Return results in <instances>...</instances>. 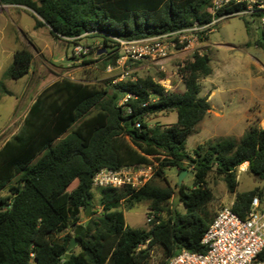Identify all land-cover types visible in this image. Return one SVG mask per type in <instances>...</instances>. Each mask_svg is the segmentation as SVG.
<instances>
[{
    "label": "trees",
    "instance_id": "16d2710c",
    "mask_svg": "<svg viewBox=\"0 0 264 264\" xmlns=\"http://www.w3.org/2000/svg\"><path fill=\"white\" fill-rule=\"evenodd\" d=\"M212 2L0 0V5L31 10L35 27L48 28L56 40L100 39L96 51H105L100 59L107 69L120 58L115 38L140 40L196 22L210 23ZM244 8L226 7L218 15ZM257 45L264 50V32ZM33 59L28 48L18 50L7 76L24 78ZM209 62L206 56L195 55L185 64L183 92L167 91L164 75L158 80L150 76L110 80L103 86L63 78L45 88L19 130L0 148V264H167L183 251L205 254L208 247L202 240L217 215L210 209L213 174L236 194L232 209L241 218L255 197L264 204V188L236 193L241 166L264 181L263 127L253 123L241 138L219 137L193 153L187 150L189 136L211 110L200 84L202 77L213 73ZM175 113L176 123L149 124L154 117ZM144 165H155L149 184L139 190L99 189L102 212H96L93 178L98 171ZM169 168L192 171L193 187L183 184L174 190L155 184V179L167 180ZM5 190L8 194L2 196ZM175 196L178 203L173 208L169 200ZM144 202L155 217L150 228L129 227L123 209L130 211ZM88 206L89 224L75 236L87 221ZM73 238L78 245L69 251ZM155 251L162 256L157 263H153ZM259 259L264 260V250Z\"/></svg>",
    "mask_w": 264,
    "mask_h": 264
},
{
    "label": "rangeland",
    "instance_id": "374dc122",
    "mask_svg": "<svg viewBox=\"0 0 264 264\" xmlns=\"http://www.w3.org/2000/svg\"><path fill=\"white\" fill-rule=\"evenodd\" d=\"M31 14L32 11L25 7L0 5V147L19 130L26 112L37 96L54 82L70 78L103 86L123 73L122 68L113 72L104 69L100 56L105 51H96L101 46L100 39L82 37L71 43L56 40L48 28L35 27V19ZM260 28L258 18L232 17L221 22L214 33L204 36L203 40L189 51L175 52L164 60L130 64L132 76H150L158 80L164 75L165 81H168L166 84L169 91L183 92L185 88L181 70L185 64L195 55H204L210 60L209 65L218 78L213 82L215 86L209 83L210 79H214L213 76L200 79L201 96L210 90L217 92L216 98L212 101L213 114L218 113L220 117L208 115L189 136L187 140L189 153H193L199 145L219 137L241 138L247 128L244 116L251 108L253 109L251 125L253 123L260 125L264 117V50L257 45V42L262 40ZM78 46L89 49V53L77 55L75 48ZM23 48H28L34 55L31 71L20 80L10 79L7 76L8 68L13 62L14 54ZM259 111H262V117L254 116ZM177 120L178 116L175 113L154 117L149 124L171 125ZM246 170L247 166L244 165L237 171L239 186L236 193L256 188L263 189L264 181L248 174ZM181 172L178 168H169L166 170L167 180L155 179L154 183L177 190L180 187ZM183 184L188 188L193 187L192 171L188 170L183 178ZM209 186L214 192L210 209L215 214L223 207L234 203L236 194L228 191L221 177L211 175ZM7 194L5 190L2 196ZM93 195L96 212H102L99 204L100 190L93 188ZM169 201L173 203V208L178 203L176 196ZM177 208L182 213L186 212L183 205H178ZM123 211L129 227L146 230L150 228L151 223L147 220L152 215L148 211V202L138 205L133 210ZM161 259V253L155 251L153 263Z\"/></svg>",
    "mask_w": 264,
    "mask_h": 264
},
{
    "label": "built area",
    "instance_id": "2783aa9c",
    "mask_svg": "<svg viewBox=\"0 0 264 264\" xmlns=\"http://www.w3.org/2000/svg\"><path fill=\"white\" fill-rule=\"evenodd\" d=\"M234 5H245V8L239 12L218 15L224 8ZM208 12L212 21L207 24L196 22L190 28L140 40L115 38L119 45L120 58L115 65H109L107 71L113 72L122 68L123 73L114 79V83L136 79L130 69L132 63L164 60L175 52L191 50L202 36L214 33L219 24L229 18H258L264 32V0H213ZM89 51L81 46L75 48V53L80 56L87 55ZM167 82L164 81V87L169 91ZM154 174L155 165L127 166L116 170L104 168L95 174L93 188L139 190L151 182ZM232 205L233 203L217 212L204 236L202 244L208 247L207 253L183 251L169 259L167 264H264V260L259 259L264 250V204L260 198L255 197L244 218L233 211ZM154 219L152 215L147 221L151 223Z\"/></svg>",
    "mask_w": 264,
    "mask_h": 264
},
{
    "label": "crops",
    "instance_id": "0c3cea01",
    "mask_svg": "<svg viewBox=\"0 0 264 264\" xmlns=\"http://www.w3.org/2000/svg\"><path fill=\"white\" fill-rule=\"evenodd\" d=\"M261 29V28H260ZM261 32H262V34H263V30L261 29ZM215 71L213 70V73L210 75V76H213V78L214 79H210L209 80V83L211 84V85H213V86H215L214 85V81H216V79L218 78V76H216L215 75V73H214ZM209 76V77H210ZM47 88V87H46ZM45 90V89H44ZM216 96H217V92L216 91H214V90H210L206 95H203L202 97H208V101L210 102V104H211V110L209 111V113L207 114V116L209 115V116H211V115H214V117H220V115L218 114V113H216V114H213V109H214V105L212 104V101L216 98ZM35 101V100H34ZM34 101H33V103H34ZM32 103V104H33ZM32 104H31V106H32ZM30 106V107H31ZM30 109V108H29ZM252 108L251 109H249L248 110V112L245 114V116H244V119H245V121H246V124H247V128H246V130L249 128V126L251 125V116H252ZM29 111V110H28ZM28 111L26 112V114H25V116H24V118L26 117V115H27V113H28ZM257 116V115H261V117H262V111H259V112H257V114H254V116ZM206 116V117H207ZM205 117V118H206ZM24 120V119H23ZM205 120V119H204ZM260 126L261 127H263L264 128V117H263V119H261V123H260ZM245 130V131H246ZM245 133V132H244ZM8 141V140H7ZM1 148V147H0ZM85 217V216H84Z\"/></svg>",
    "mask_w": 264,
    "mask_h": 264
},
{
    "label": "water",
    "instance_id": "95a60500",
    "mask_svg": "<svg viewBox=\"0 0 264 264\" xmlns=\"http://www.w3.org/2000/svg\"><path fill=\"white\" fill-rule=\"evenodd\" d=\"M99 54V53H98ZM206 61H208V58L206 57ZM188 173V170H183L180 175H179V186L182 185V181H183V178L186 176V174ZM91 212H92V209H91V206H88L87 207V210H86V213H85V218L87 219V221L85 222V224L83 226H80L76 229L75 231V236H78L81 231H83L85 229V227L89 224V219L91 217ZM78 245V241L76 238H73L71 240V243L69 245V251L72 250L73 248H75L76 246ZM66 257L69 259L71 257L70 254H67Z\"/></svg>",
    "mask_w": 264,
    "mask_h": 264
}]
</instances>
